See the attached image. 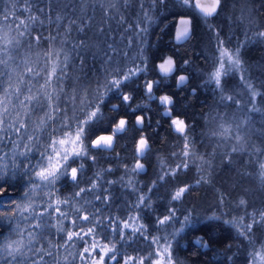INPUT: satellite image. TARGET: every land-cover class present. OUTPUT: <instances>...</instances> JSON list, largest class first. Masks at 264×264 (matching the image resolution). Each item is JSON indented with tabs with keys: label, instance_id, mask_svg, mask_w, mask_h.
<instances>
[{
	"label": "snow or ice",
	"instance_id": "6c2138e0",
	"mask_svg": "<svg viewBox=\"0 0 264 264\" xmlns=\"http://www.w3.org/2000/svg\"><path fill=\"white\" fill-rule=\"evenodd\" d=\"M33 2L21 0L23 11L28 13L26 19L16 16V0H10L9 7L0 14V226L6 221L11 229L8 236H0V264H48L46 258L52 264H67L70 256L73 260L78 256L81 264H182L173 255L174 242L186 228H194L200 221L191 209L178 221L177 209L171 204L182 202L196 186L213 184L218 155L221 163H231L233 153L264 157V148L252 141V133L258 130L252 127L250 115L261 113L264 119V80L251 76L242 58L247 44H264V25H257L252 9L247 7L248 0H234V12L235 6L241 5L235 21L244 24L245 31L244 40L229 47L231 40H225L220 29L209 23L222 10V0H175V5L202 18L216 40L212 68L201 73L205 76L204 86H211L218 96L217 106H222L215 115L204 117L215 121L214 128L200 134L203 139L216 141L212 152L206 154L197 151L195 125L173 115V96L156 95L162 82L184 71L172 56L161 57V62L150 66L146 55L147 34L155 22L153 9L165 5L166 0H45V8L35 9ZM137 7L139 11L132 20L130 10ZM9 21L14 28L4 26ZM46 24H54L55 30L45 36L36 26L43 28ZM191 25V16H181L177 21V44L191 38ZM115 36H119L118 41ZM183 64L189 65L190 61L184 60ZM150 70L160 78L148 79ZM236 75L242 93L228 87V79ZM175 79L180 88L190 77L180 74ZM141 88L148 102H158L162 116L170 120L181 142L169 153L174 164L157 156L156 178L146 185V192L134 179L146 174L142 161L148 160L152 152L149 137L143 134L146 121L151 126L149 105L133 103L134 93ZM191 92L195 94L196 88ZM112 99L118 102L111 103ZM130 115L135 116L132 127ZM130 131L141 134L132 137L135 162L120 165L128 179L121 176L116 181L105 180V175L113 171L111 166L96 167L87 176L88 166H97L98 154L114 151L118 138ZM259 132L257 138L264 140V124ZM9 143L12 148L4 152ZM222 148L230 151L221 154ZM115 158L122 159L119 153ZM257 163L264 185V160ZM192 167L198 178L193 184L180 182L178 177ZM17 179L24 180V194L20 202L7 204L5 197H13L7 187ZM65 181L74 191L61 196ZM117 183L135 196L125 201L129 214L123 217L103 210L111 206L114 196L110 189ZM167 183L175 185L168 192L167 214L156 215L152 226L155 235H149L145 213L156 211L151 194ZM217 192L218 203L223 205L225 196ZM97 201L102 207L96 206ZM6 205L11 208L7 214L3 211ZM236 207L247 209L248 201L241 197ZM222 215L213 213L205 219L219 220ZM66 221L70 227L65 226ZM177 222L181 223L179 229L174 227ZM223 223L235 228L237 236L252 247L249 264H264V242L256 247L253 231H264V209L245 211ZM53 234L63 243L53 244L49 238ZM78 242L84 244L78 254L59 253V249L67 250ZM195 243L207 247L200 238ZM129 248L136 254L129 253Z\"/></svg>",
	"mask_w": 264,
	"mask_h": 264
},
{
	"label": "trees",
	"instance_id": "16d2710c",
	"mask_svg": "<svg viewBox=\"0 0 264 264\" xmlns=\"http://www.w3.org/2000/svg\"><path fill=\"white\" fill-rule=\"evenodd\" d=\"M17 11L16 16L19 19H26L28 13L23 11L21 0H16ZM10 0H0V14L3 9L9 7ZM234 0H222V10L219 15L209 21V23L217 26L220 29V34L225 40H231L229 47H233L238 41L244 40L245 25L235 21V16L239 13V4H237L235 12L233 11ZM45 0H34L33 8H45ZM247 7L253 11V16L259 26L261 22L260 10L264 9V0H248ZM139 11L138 7L135 10H130L131 19L136 18V13ZM258 14H256V13ZM190 15L193 21V35L189 41L184 44H176L173 41V32L175 28V22L180 15ZM153 15L155 16V22L149 27L147 34L146 55L149 57V64L155 65L161 62V57L172 56L178 68L184 69V71H178L173 76L167 78L161 83L156 90V95L169 94L172 95L176 107L173 109V115L180 116L188 122L195 125L194 133L196 138V148L201 153H211L216 146L215 138L212 140L203 139L201 137L202 132H206L210 128L215 127V121L204 119V117H210L215 115L216 111H219L222 106L218 105V96L211 91V86L205 87L203 80L205 76L201 73H207L212 68V58L215 52L216 40L214 34L209 31L205 22L198 15L194 14L192 10L181 8L175 5V0H166L165 5H157L153 9ZM43 18V17H41ZM264 19V17H262ZM99 20V14H97V21ZM264 21V20H263ZM131 22V21H129ZM14 24L9 21L4 25L8 27ZM38 30L42 31L46 36L49 30H55V25H45L40 28L36 26ZM13 35L15 32L13 31ZM75 35V34H73ZM89 36L92 33L89 32ZM202 38L204 43L199 45L198 38ZM117 41L119 36L114 37ZM93 39H96L93 37ZM256 50L255 54H252L253 50ZM264 48L259 42H253L247 44L242 50V58L245 61V66L249 68V73L253 77H257L264 80ZM207 57V59H205ZM189 60V65H184L183 61ZM180 74L189 75L190 79L188 83L180 88L176 87L175 77ZM148 79H159L156 71L150 70L147 77ZM229 89H236L238 92H243V88L239 85V76H233L228 79ZM196 88V93L192 94L191 90ZM131 89H125L130 91ZM136 103H148L149 109L147 115L151 118V126L149 127L147 121L143 130V134L149 137L152 152L148 160L142 161L146 164L147 172L142 173L139 176L134 177L135 180L140 181L139 187L141 191L146 192L147 187L157 174V156L168 158L170 164L174 162L169 157V153L177 150L180 146L179 137L172 131L170 127V120L162 116L163 109L159 106L158 102H148L143 94V89L134 93ZM247 99V97H245ZM260 101V98H259ZM116 99H112L111 103H117ZM230 103V102H228ZM110 107V105L108 106ZM108 107H105V111H108ZM229 112L232 109H228ZM143 114V113H137ZM242 115V113H238ZM259 113H253V121L259 118ZM135 120L134 115L129 116L130 127H132ZM159 122V124L157 123ZM141 133L139 131H130L127 135L118 138V142L112 152H104L98 154L97 166H88L87 176H91L96 170V167L108 168L111 166L113 171L105 175V180H119L121 176H125L123 167L120 165L128 164L131 166L135 160L132 152L133 142L132 137H139ZM257 135V134H256ZM253 137V134H252ZM252 141L256 144L255 136ZM175 146V147H174ZM12 148V144L9 143L4 149V152H9ZM230 151L229 148L220 149V153ZM119 153L122 159L117 160L116 154ZM95 154V153H94ZM258 160H264V157H257L255 155H249L245 153H233L231 163H221V157L218 155L214 161L215 168L213 174V184L211 186L202 184L193 188L191 195H186L182 202H173L171 207L177 209L178 221L183 220V216L186 214L187 209L192 210L193 217L200 221L194 228H186L177 238L173 245V255L178 257L182 264H249L248 253L252 251L251 246L247 240L237 236L235 228L223 223L224 220L231 219L232 217H239L244 215L245 211L251 212L253 210L264 209V185L261 184L259 178ZM238 173H247V175H238ZM246 177H250L256 184V190L259 199L255 200L254 196H247L245 193V180ZM196 168H190L186 173H182L178 179L180 182H187L193 184L197 179ZM128 177L125 176V180ZM244 182V190H243ZM24 180L17 179L12 181L7 187V191L13 194L12 200H8L7 204L13 202H20V198L24 194ZM83 186V185H82ZM175 185L171 183L164 184L155 190L152 195L153 207L156 210L155 214L145 213L144 222L149 224V235H155V229L152 227L155 223L156 215L167 214L168 200L170 199L168 192ZM103 187H109L104 184ZM225 196V203L220 205L218 203V192ZM74 189L71 184L64 182V186L60 189V195H66L73 192ZM110 191L114 196V200L110 207H103L105 214L109 212L121 215L122 217L128 213V210L124 207L125 201H132L135 196L130 193L128 189L122 188L119 183L113 184ZM243 197L248 201L247 209L237 208L236 202ZM91 198V197H89ZM40 203L39 200L36 201ZM97 207H102L99 201L96 202ZM40 210L39 208L37 209ZM3 211L7 214L11 212L10 207H6ZM221 216L219 220H206L205 217H210L213 213ZM16 221H13V224ZM247 222V221H246ZM66 227H70L67 221ZM21 227L23 224L21 223ZM179 229L181 223L177 222L174 225ZM10 226L8 222H4L0 226V236H8L10 232ZM169 232L172 228L167 229ZM256 240L260 243L264 242V231L253 229ZM15 238V237H13ZM53 244H62L63 240L54 234L49 237ZM200 238L206 242L207 247H199L195 243ZM46 246V244H45ZM83 242H78L75 247H70L72 251L70 253L78 254L83 249ZM60 251V249H59ZM128 252L132 255L136 253L131 248ZM227 257H232L228 260ZM72 258V257H71ZM51 263V262H50ZM48 263V264H50Z\"/></svg>",
	"mask_w": 264,
	"mask_h": 264
},
{
	"label": "rangeland",
	"instance_id": "374dc122",
	"mask_svg": "<svg viewBox=\"0 0 264 264\" xmlns=\"http://www.w3.org/2000/svg\"><path fill=\"white\" fill-rule=\"evenodd\" d=\"M239 7H241V6H239ZM260 12V18H261V22H259V24L260 25H264V19L262 18V17H264V9H262V10H260V8H258V13ZM256 13V12H255ZM258 13H256V14H258ZM198 43H199V45L201 44H203L204 43V41H202V38H198ZM262 48H264V44H262ZM264 50V49H263ZM256 53V50L254 49L253 51H252V54H255ZM257 100H258V102H259V97L257 98ZM262 107H264V105H262ZM260 115H259V118H256V120L255 121H253L254 123H253V125H252V127L253 128H255L256 130H258V131H256V132H253L252 134H253V137L255 136V141H256V145L257 146H260V147H262V148H264V140H261V139H258L257 137L260 135V132H259V130L261 129V126H262V124H264V119H262V116H261V113H259ZM250 115L252 116L253 115V113H250ZM257 134V135H256ZM252 137V138H253ZM259 169V168H258ZM243 187V190H244V182H243V185H242ZM245 193H246V195L247 196H252V194H253V196H254V199L255 200H258L259 199V197H258V194H257V190H256V184H255V182L253 181V179L251 180V178L250 177H246V180H245ZM259 244H260V242L259 241H257V243H256V247H259ZM252 248V247H251ZM82 250V249H81ZM253 250V249H252ZM72 251V249H70V247H68L67 248V250H65V249H60V251H59V253L60 254H62V255H68V253H70ZM251 251V250H250ZM73 254H75V253H73ZM155 258V257H154ZM249 258V257H248ZM46 259H48V263H50V264H52V261H51V259H49V258H46ZM62 264H64V262H62ZM67 264H81V261L79 260V258H78V256H77V258L75 259V260H73L72 258H71V256L69 257V261L67 262Z\"/></svg>",
	"mask_w": 264,
	"mask_h": 264
},
{
	"label": "water",
	"instance_id": "95a60500",
	"mask_svg": "<svg viewBox=\"0 0 264 264\" xmlns=\"http://www.w3.org/2000/svg\"><path fill=\"white\" fill-rule=\"evenodd\" d=\"M181 16H190V15H185V14H183V15H180V16L177 17L176 22H175L174 32H173V41H174V42H175V40H174V36H175V33H176V28H177V21L180 19ZM191 28H192V35H193V21H192ZM191 37H192V36H191ZM189 40H190V39H189ZM186 42H187V41H186ZM186 42H184V43H186ZM175 43H176V42H175ZM184 43H182V44H184ZM176 44H177V43H176Z\"/></svg>",
	"mask_w": 264,
	"mask_h": 264
}]
</instances>
